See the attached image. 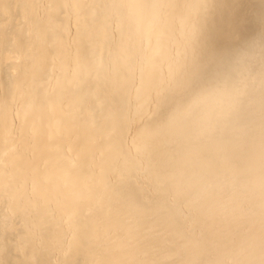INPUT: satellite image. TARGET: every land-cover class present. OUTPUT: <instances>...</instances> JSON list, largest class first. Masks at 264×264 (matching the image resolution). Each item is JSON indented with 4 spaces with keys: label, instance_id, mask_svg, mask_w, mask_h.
Wrapping results in <instances>:
<instances>
[{
    "label": "bare ground",
    "instance_id": "1",
    "mask_svg": "<svg viewBox=\"0 0 264 264\" xmlns=\"http://www.w3.org/2000/svg\"><path fill=\"white\" fill-rule=\"evenodd\" d=\"M0 264H264V0H0Z\"/></svg>",
    "mask_w": 264,
    "mask_h": 264
}]
</instances>
